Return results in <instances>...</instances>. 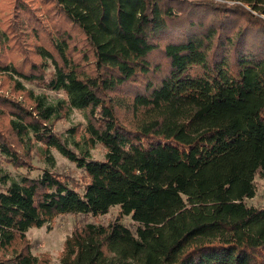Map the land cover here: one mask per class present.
Returning a JSON list of instances; mask_svg holds the SVG:
<instances>
[{"label":"trees","instance_id":"trees-1","mask_svg":"<svg viewBox=\"0 0 264 264\" xmlns=\"http://www.w3.org/2000/svg\"><path fill=\"white\" fill-rule=\"evenodd\" d=\"M73 109L68 142L54 124ZM35 143L82 174L0 173V264H49L29 228L115 205L132 224H75L58 264H264V204L246 202L264 176V0H0V154L32 170Z\"/></svg>","mask_w":264,"mask_h":264},{"label":"rangeland","instance_id":"rangeland-1","mask_svg":"<svg viewBox=\"0 0 264 264\" xmlns=\"http://www.w3.org/2000/svg\"><path fill=\"white\" fill-rule=\"evenodd\" d=\"M27 87H32L37 92H44L48 95L49 100L54 101L58 97H63L61 92H53L48 90H42L35 87L34 84L25 83ZM86 124V118L82 111L73 109L68 115L57 120L54 124V130L60 134L63 138L71 142V133L68 131L71 127L78 125L84 126ZM79 136H76V138ZM42 144L35 143V147L32 151V164L34 169L26 170L23 168H15L11 164L7 163L0 154V173L8 174L13 180L19 181L22 176L29 175L35 176L41 173L44 167H48L58 173L67 174L78 178L82 174V170L79 169L74 162L63 156L57 149L50 148L49 154L54 159V164L50 165L45 161ZM105 149L102 145L96 144L95 147L90 149V155L92 158L101 159L104 155ZM254 183L256 186L255 195L251 198H247L246 202L249 205L260 206L264 204V176L256 175L254 177ZM117 215L121 216L123 223L127 225L132 224L131 211L128 205H115L103 215L93 217L91 215L82 214H62L54 217L49 223H45L40 227H31L26 231V238L31 243V252L35 256L47 255L49 264H58L60 255L63 249L64 240L67 235L72 231L75 224L81 222H96L106 224L110 220L114 219Z\"/></svg>","mask_w":264,"mask_h":264},{"label":"built area","instance_id":"built-area-1","mask_svg":"<svg viewBox=\"0 0 264 264\" xmlns=\"http://www.w3.org/2000/svg\"><path fill=\"white\" fill-rule=\"evenodd\" d=\"M227 2H230V1H227Z\"/></svg>","mask_w":264,"mask_h":264}]
</instances>
